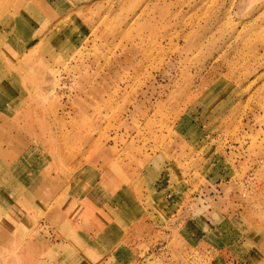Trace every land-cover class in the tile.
<instances>
[{"label":"rangeland","instance_id":"obj_1","mask_svg":"<svg viewBox=\"0 0 264 264\" xmlns=\"http://www.w3.org/2000/svg\"><path fill=\"white\" fill-rule=\"evenodd\" d=\"M0 264H264V0H0Z\"/></svg>","mask_w":264,"mask_h":264},{"label":"crops","instance_id":"obj_2","mask_svg":"<svg viewBox=\"0 0 264 264\" xmlns=\"http://www.w3.org/2000/svg\"><path fill=\"white\" fill-rule=\"evenodd\" d=\"M92 205V204H91ZM90 209V208H89Z\"/></svg>","mask_w":264,"mask_h":264}]
</instances>
